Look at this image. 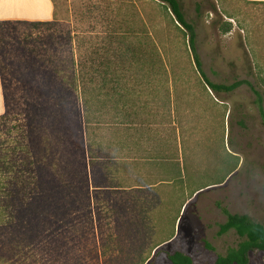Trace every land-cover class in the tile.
Returning <instances> with one entry per match:
<instances>
[{
	"label": "trees",
	"instance_id": "16d2710c",
	"mask_svg": "<svg viewBox=\"0 0 264 264\" xmlns=\"http://www.w3.org/2000/svg\"><path fill=\"white\" fill-rule=\"evenodd\" d=\"M52 1L51 20H0L5 104L0 124L6 127L0 133V247L20 252L40 239L53 241L68 234L81 222L99 229L104 216L118 212L119 194L127 186L183 183L177 142L182 140L183 119L191 118L194 105L190 94L184 101L187 107L182 105L174 66L138 13L121 16V6L131 2L87 0L73 26L38 37L39 44L24 58V106L12 112L3 73L10 33L54 25L58 13ZM159 1L185 30L196 70L207 87L221 94L246 84L264 126V93L247 79L219 83L208 78L196 27L180 0ZM82 20L87 24L78 25ZM260 81L264 84V75ZM237 112L243 124L244 113ZM221 211L225 221L217 234L233 230L240 240L211 264H249L252 255L264 253L263 223L225 206ZM169 239L155 245L144 264H156L161 252L173 264H199L181 249L164 250Z\"/></svg>",
	"mask_w": 264,
	"mask_h": 264
},
{
	"label": "rangeland",
	"instance_id": "374dc122",
	"mask_svg": "<svg viewBox=\"0 0 264 264\" xmlns=\"http://www.w3.org/2000/svg\"><path fill=\"white\" fill-rule=\"evenodd\" d=\"M127 1L133 4L121 6V16L138 13V20L141 18L166 61L174 66L182 105L187 107V94L193 100L191 118L183 119L182 140L177 142L184 182L141 189L127 186L119 194L118 212L104 216L99 229L81 222L74 231L53 241L40 239L21 252L0 247V264H144L153 255V247L170 237L164 250L181 249L196 263L211 264L240 240L233 230L217 234L219 224L225 221L221 206L248 214L264 225V126L253 91L243 84L232 93H213L197 72L188 36L169 9L159 0ZM55 2L58 20L54 25L9 32L3 73L15 114L24 106L28 87L24 58L39 44L38 37L73 26L87 0ZM180 2L196 27L208 78L219 83L247 79L264 93L260 81L264 75V3ZM86 24L87 20L78 23ZM237 109L244 113L243 124L237 121L241 115ZM5 129L0 124V133ZM156 264L173 263L161 252ZM249 264H264V253L252 255Z\"/></svg>",
	"mask_w": 264,
	"mask_h": 264
},
{
	"label": "crops",
	"instance_id": "0c3cea01",
	"mask_svg": "<svg viewBox=\"0 0 264 264\" xmlns=\"http://www.w3.org/2000/svg\"><path fill=\"white\" fill-rule=\"evenodd\" d=\"M52 0H0V20L48 21L53 18ZM5 110L0 77V114Z\"/></svg>",
	"mask_w": 264,
	"mask_h": 264
},
{
	"label": "water",
	"instance_id": "95a60500",
	"mask_svg": "<svg viewBox=\"0 0 264 264\" xmlns=\"http://www.w3.org/2000/svg\"><path fill=\"white\" fill-rule=\"evenodd\" d=\"M153 253H154V251H153Z\"/></svg>",
	"mask_w": 264,
	"mask_h": 264
}]
</instances>
